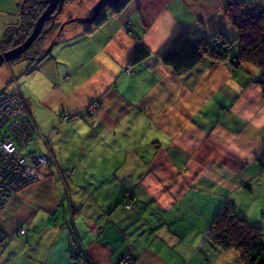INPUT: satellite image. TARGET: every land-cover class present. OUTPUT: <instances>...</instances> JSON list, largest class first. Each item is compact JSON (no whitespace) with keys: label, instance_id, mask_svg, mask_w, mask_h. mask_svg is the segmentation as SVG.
I'll use <instances>...</instances> for the list:
<instances>
[{"label":"crops","instance_id":"crops-1","mask_svg":"<svg viewBox=\"0 0 264 264\" xmlns=\"http://www.w3.org/2000/svg\"><path fill=\"white\" fill-rule=\"evenodd\" d=\"M25 1L0 0V52L7 31L24 35ZM223 4L132 0L91 31L67 26L38 63L0 67V90L18 83L55 157L47 178L13 194L1 214L0 264H79L78 249L87 264L238 261L207 234L225 204L264 228L263 71L233 65L238 42L230 59L206 58L184 75L159 56L184 31L238 40ZM139 44L151 55L134 64ZM92 98L102 102L96 128L85 111ZM62 112L77 119L60 124ZM64 136L80 143L63 145Z\"/></svg>","mask_w":264,"mask_h":264},{"label":"trees","instance_id":"trees-1","mask_svg":"<svg viewBox=\"0 0 264 264\" xmlns=\"http://www.w3.org/2000/svg\"><path fill=\"white\" fill-rule=\"evenodd\" d=\"M35 1L28 0V2L25 1L24 3L27 4L30 2L37 7ZM131 1L122 0L115 7V12L124 10ZM28 7L25 5L26 10L24 9L23 16L27 15L25 13L30 8ZM45 7V3L42 1L41 6L36 8L35 18L32 19L30 24L24 25L26 30L22 31L24 33L23 37H16L14 32L7 31V42L10 44V48L3 46L1 51H8L21 44L30 33L36 18L44 11ZM224 7L232 23L238 30V40H231L221 32H217L212 37L207 38L195 35L189 31H184L176 35L172 39L170 46L159 54L163 63L177 75H184L206 58L214 61L230 59L233 47L238 42L239 51L231 58L233 65H253L262 69L264 74V7L244 0H224ZM106 19L107 14L105 13L94 25H100ZM34 45L31 48L33 50L36 47V43ZM28 54L26 53L23 58L28 57ZM150 55V51L143 44H139L133 54L131 62L134 64L139 63L147 59ZM261 83L264 92V80ZM37 135L38 131L35 139L38 137ZM32 147L33 145H30L27 152L36 151L31 149ZM262 165L264 167V160L262 161ZM127 202H132L129 196L125 199V203ZM224 208L225 215L217 223L218 226H216V230L212 234V240L223 249H236L240 254L241 264H264V228L260 225L250 223L244 218H240L231 206L225 205ZM78 254L79 256L74 254V257L82 259L80 260L82 262L79 264H87L84 261V256L87 258L85 251L78 249Z\"/></svg>","mask_w":264,"mask_h":264},{"label":"rangeland","instance_id":"rangeland-1","mask_svg":"<svg viewBox=\"0 0 264 264\" xmlns=\"http://www.w3.org/2000/svg\"><path fill=\"white\" fill-rule=\"evenodd\" d=\"M80 1L81 0H67L66 1L65 5L63 7V10L59 14V16L56 18V20L53 18L54 20L50 24L53 27L51 29H49V31H50L49 37L48 38L45 37L41 41V44L40 45L38 44V46L35 48L36 50L42 52V50H40V49H46L47 46L50 45L51 42L54 40V38L59 34L60 28H61V26H62V24L64 22H66V21H68V20H70L72 18H76V17H80V18H84V19L85 18H89L88 17L89 14H90V11L88 10L89 7L93 8L94 4H96L100 0H83L84 2L81 1L82 6L79 3ZM106 8L103 9V11H105L104 13H107L109 10H113L114 9V5H107ZM71 25H72V28H71ZM84 25H85V23H83L82 21H68L67 24L65 25L64 29L60 33L59 37H61L63 35V32L68 28L67 26H70L69 28L73 32L77 28L84 27ZM93 25L94 24H92L90 26V28H87L86 31H91ZM133 26H134V24L132 22H130V21L129 22H125L123 24V27L127 31L128 30L129 31L132 30ZM69 35H71V34L69 33L68 36ZM59 37H58L57 41L60 39ZM44 40H46L47 42L43 43V42H45ZM169 46H170V44H169ZM44 55H45V53H42V54L39 53V54L36 55L37 58H35V59L28 58V59L31 60L32 62L38 63L39 61H41V59L39 60L38 58H42ZM43 58H45V57H43ZM24 59H25V57L23 58V56L17 57V58H14L13 60H10L6 64H9V65L18 64L21 61H24ZM3 65H5V63L0 65V67H2ZM36 68H37V66H35L33 64H30V66L27 69V72L31 73V72L35 71ZM10 84H12L11 86H14V88H15V91H12V93H9L7 91V88H6V90H2V91L0 90V103H2L4 105L5 113L8 116V119L6 121H4L2 123V125H0V129H3V127L5 126V122L8 121L10 123V121L12 119H14V117L19 115L20 117L16 119L18 122H15V121L11 122L13 124L12 126H14V128H12V129L15 130L16 127H18L20 129V126H15V123L21 125V123H24L26 121L25 124H24L25 126L23 125V127L25 128V130H27L29 132V136H30V134H31V132L33 131L34 128H36V130H38V134H39L38 135L39 139L36 141L35 144H33V147L31 149L38 151V153H40V154H38L37 157H35V163L36 164H35V166H32L31 168L27 167V166L22 167V165L25 162H23L24 156L21 154V152H22L21 150H19L16 147H15L16 149L13 150L12 148L14 147V145H12L11 147L8 148L9 151H12L13 157H15L14 160H16L17 162L19 161V164L21 165V168L24 170V173L22 175L25 178L27 177V175H28L27 178H31L30 179L31 181L28 184V185H30L32 183L39 182V181L47 178V176H48V168H49L50 164H53L55 162V157H54V154H53V152L51 150V136H50V134H46L43 131H41L40 126L37 124V122H36V120L34 118L31 104H30L29 100L21 92V89H20L18 83L16 81H14V79H12ZM11 100L16 102L15 106H13V105L11 106L10 105ZM101 104H102V102L100 101L99 98H92L89 101L88 105L86 106L85 111L89 114V117H91V119H92V126H91L92 128L98 127L99 123H97L96 120H97V116H98V111L101 108ZM7 105H10V106L7 107ZM16 107L18 108V110L13 111V109H15ZM62 114H66V115L63 117ZM22 115L23 116H30L32 118L31 124L33 126L35 125V127L32 128V131L30 129V127H31L30 121L28 122L27 118L22 117ZM76 119H77V116L75 114H72L71 112H62L60 114V120H61L60 124H63V123H64V125L65 124H71ZM1 121H3V119H1ZM52 121L53 120L47 122L49 124V126L53 123ZM14 132H16V130ZM14 132H12V133H14ZM52 133H55L54 136H53V140L56 142L57 138L55 136H57V133L59 134L58 127L52 128ZM4 136L9 137V139H12V137H10L8 133H6ZM0 138H1V135H0ZM75 139L72 140L71 138H67L66 136H64L63 145L64 144H69V145L73 146V145H75L77 143H80V142L76 141ZM6 140H8V138H6ZM0 143H2V144H0V149L3 148V150L5 148L7 149V147H8L7 145L10 144L7 141L5 142V140L2 141V139H0ZM41 156L44 157V159H40ZM263 159H264V152L261 155V162L263 161ZM16 161H14V163H16ZM16 168H14L13 171H17ZM28 185H25L21 189H16L15 191H13L11 193V195L9 197H7V199H6V201L4 203L1 204V202H0V204H1L0 205V216L3 213L5 207L7 206L9 200L11 199L12 195L17 193V192H19L20 190H22L23 188H25ZM126 205H127V203H126ZM224 206L221 208V210L219 211L217 216L214 218V220H213V222L211 224V228L209 229V232L207 234L208 236L212 237V234L216 230V226H218L217 223L219 222V220H222V217H224V215H225ZM129 208L133 209L134 205H131ZM228 252H230V251H228ZM75 255L79 256L78 251L75 252ZM77 260H79L78 261L79 263L82 262V261H80L82 259H79V257L77 258ZM84 261H85V263H87L89 261L88 257L87 258L84 257ZM239 261L241 262L240 254H239V259H238V261L235 264H240ZM131 262H132L131 264H133V261H131Z\"/></svg>","mask_w":264,"mask_h":264},{"label":"built area","instance_id":"built-area-1","mask_svg":"<svg viewBox=\"0 0 264 264\" xmlns=\"http://www.w3.org/2000/svg\"><path fill=\"white\" fill-rule=\"evenodd\" d=\"M15 103H16L15 101L11 100L10 105L15 106ZM10 105H7V107H9ZM16 108L13 109V111L18 110V108L17 109ZM65 115L66 114H62L63 117ZM19 117L20 116L17 115L16 117H14V119L10 121V123L8 121L5 122V126L3 127V129H0V135H1L0 139H2V141L5 140V142L7 141L10 143L7 145L8 146L7 149L5 148L6 150L5 149L3 150V148L0 149V202L1 204L6 201L7 197H9L13 191H15L16 189H21L23 186L28 185L29 182L31 181L30 180L31 178H27L28 175L26 178L22 175L24 173V170L21 168L19 161L17 162L16 160H14L15 157H13L12 151H9L8 148L14 145V147L12 148L13 150L18 148L19 150L22 151L21 154L24 156L23 162H25L22 165V167L27 166L31 168L32 166H35L36 164L35 157H37V155L40 154L38 153V151L27 152L28 147L30 145L35 144L36 141L39 139V137H36L35 139V135L38 130L34 128L35 125L33 126L31 124L32 118L30 116L22 115V117L27 118L28 122L30 121L31 131H32V128H34L30 136H29V132L25 130V128L23 127L26 121L24 123H21V125L15 123V126H20V129L18 127L15 128L16 132H14L15 130L12 129L14 128V126H12L13 124L11 122L13 121L18 122L16 119ZM1 119H3V121H1ZM7 119H8V116L5 113L4 105L0 103V125H2V123L6 121ZM6 133H8L9 136L12 137V139H9V137L4 136ZM6 138H8V140H6ZM40 159H44V157L41 156ZM14 161H16V163H14ZM14 168H16L17 171H13ZM131 205H133L132 202H127L128 207H130ZM20 233L23 234L25 233V231L22 230ZM131 263L132 262L130 258H126L124 261V264H131Z\"/></svg>","mask_w":264,"mask_h":264},{"label":"water","instance_id":"water-1","mask_svg":"<svg viewBox=\"0 0 264 264\" xmlns=\"http://www.w3.org/2000/svg\"><path fill=\"white\" fill-rule=\"evenodd\" d=\"M66 1L67 0H44L46 9L43 11V13L35 21V24L32 28L31 33L29 34V36L21 44L13 47L12 49H10L8 51H4V52L1 51L0 52V65L7 63L10 60H13L14 58L26 55V53L31 49V47L34 45V43L41 36V34L45 28L46 23L50 19H53L55 16H57L61 12ZM81 1H83V0H81ZM81 1L79 2L80 4H81ZM121 1L122 0H100L96 6L94 16L91 19H84V18L76 17V18H72L68 21H82L83 23H92L98 19V16L100 15V13L103 11V9L107 5H114L115 3H118ZM22 6H23V4H22ZM22 6H21V8H22ZM81 6H82V4H81ZM25 14H27V13H25ZM68 21H66L65 23L62 24L60 31H59V34L54 38L52 43L47 47V49L45 51V55L43 57H47L51 53L52 49L55 47V45L57 43V39L60 36V33L62 32V30L64 29V27ZM43 57L38 58V59L42 60ZM26 58H29V57H26Z\"/></svg>","mask_w":264,"mask_h":264},{"label":"flooded vegetation","instance_id":"flooded-vegetation-1","mask_svg":"<svg viewBox=\"0 0 264 264\" xmlns=\"http://www.w3.org/2000/svg\"><path fill=\"white\" fill-rule=\"evenodd\" d=\"M27 1H28V0H27ZM27 1H26V2H27ZM41 1H44V0H36V1H35L37 7H38V6H39V7L41 6V3H42ZM98 3H99V2H97L96 4H94L93 8H90V7H89V9H88V10L90 11V14H89V16H88L89 18H85V19H91V18L94 16L95 9H96V6H97ZM119 4H120V2L114 4V9H113V11H115V7L118 6ZM25 5H26V6H29L30 8H29V9L27 10V12H26L27 15H26V16H23V18H22V22H21V24L19 25L20 27L18 28V31H19V30H20V31L26 30V29L24 28V25H25V24H30L31 21H32V19L35 18V15H36L35 12H36V8H37V7L34 6V4H32V3L29 2V3L25 4ZM106 7H107V6H106ZM106 7H105V8H106ZM24 9L26 10V8H24ZM45 9H46V8H45ZM45 9H44V10H45ZM106 9H107V8H106ZM29 10H30V12H28ZM62 10H63V9H62ZM62 10H61V11H62ZM104 12H105V11H102V12L100 13V15L98 16V19H97L96 21H94V22H92V23H85V25L87 26V28H90V26H91L92 24H95V23L99 20V18H100L103 14H105ZM30 13H31V14H30ZM42 13H43V12H42ZM42 13H41V14H42ZM60 13H61V12H60ZM60 13H59V14H60ZM41 14H40V15H41ZM59 14H58L57 16L54 17L55 20H56V18L59 16ZM106 14H107V13H106ZM40 15H39V16H40ZM39 16H38V17H39ZM38 17L36 18V20L38 19ZM36 20H35V21H36ZM53 20H54V19H50V20L46 23L45 28H44V30H43L41 36H40V37L38 38V40L35 42V43H36V47L38 46V44H39V45L41 44V41H42L45 37H47V38L49 37V34H50L49 29H51V28L53 27V26H51L50 24H51V22H52ZM128 22H129V21H128ZM48 23H49V24H48ZM64 23H65V22H64ZM47 24H48V25H47ZM31 31H32V29H31ZM31 31H30V33H31ZM30 33H29V34H30ZM29 34H28V36H29ZM28 36H27V37H28ZM21 37H23V35H21ZM27 37H26V38H27ZM26 38H25V39H26ZM59 38H60V37H59ZM25 39H24V40H25ZM44 41H45V42H43V43H46V42H47L46 40H44ZM35 43H34V44H35ZM51 43H52V42H51ZM33 46H35V45H33ZM33 46H32V47H33ZM48 46H49V45H48ZM48 46H47V47H48ZM32 47H31V48H32ZM36 47H35V48H36ZM35 48H34V50H33V49H30L29 52H27V53H29V54H28V57H29V58H35V56H36L37 54H39V53H45V51H46V49H47V48H46V49H40V50H42V52H41V51L36 50Z\"/></svg>","mask_w":264,"mask_h":264}]
</instances>
